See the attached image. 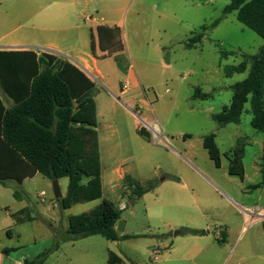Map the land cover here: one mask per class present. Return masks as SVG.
<instances>
[{"label":"rangeland","instance_id":"rangeland-1","mask_svg":"<svg viewBox=\"0 0 264 264\" xmlns=\"http://www.w3.org/2000/svg\"><path fill=\"white\" fill-rule=\"evenodd\" d=\"M51 1L56 0H0V37L51 40L79 29L90 40L86 17L118 8L125 55L149 107L126 103L118 94L114 61H101L105 80L96 82L95 94L105 141L103 198L63 209L53 181L42 175L22 186L2 187L0 204L13 212L28 207L34 220L16 223L0 213V246L41 253L53 242L50 225L61 229L67 216L92 212L106 199L121 210L122 235L135 237H89L67 245L47 264H108L110 252L126 264H264V182L255 188L262 182L258 172L264 136L251 126L250 102L239 124L221 126L212 119L230 105L232 86L248 75L247 70L226 77L225 67L258 54L263 39L237 20V12L224 15L229 0H89V7L78 0L74 11L59 10ZM201 33L202 41L187 48L189 39ZM221 50L233 54L222 58ZM198 87L212 97L193 98ZM106 122L114 124L116 133L104 127ZM237 149L244 150L243 174L232 173ZM117 168L137 182L153 184V189L137 197L125 176L121 173L119 179L114 173ZM68 183L67 177L58 181L63 197ZM15 191L21 200L14 201ZM191 227L206 229L208 236L189 235ZM225 230L229 238L220 243L217 235L222 239ZM176 231L182 233L175 236Z\"/></svg>","mask_w":264,"mask_h":264},{"label":"trees","instance_id":"trees-1","mask_svg":"<svg viewBox=\"0 0 264 264\" xmlns=\"http://www.w3.org/2000/svg\"><path fill=\"white\" fill-rule=\"evenodd\" d=\"M224 15L237 12V20L255 32L264 41V0H229ZM219 24L213 22L210 28ZM97 43L91 35V52L96 58L113 57L116 62L130 66L125 55L121 27L100 25L96 28ZM204 35H193L187 48L200 43ZM97 48L103 53L97 55ZM233 53L221 50L222 58ZM238 65L224 69L226 77L245 73L247 77L232 86L229 106L212 115L221 126L239 124L246 103L250 102L251 126L264 136V45L256 55H245ZM0 85L14 101L12 109H5L0 100V184L33 178L40 173L45 178L69 179L66 196L58 200L63 209L75 204L103 198L102 164L99 150L97 105L93 97L95 84L80 69L69 62L57 61L50 54L37 56L33 51H0ZM212 93L196 88L193 98L208 100ZM140 134L150 139L145 129ZM243 149L235 150L232 173L243 174ZM260 172L264 182V138ZM129 188L137 197L153 189L151 183H140L125 176ZM14 197L21 200L15 191ZM17 222L31 221L28 209L21 212ZM121 210L104 199L89 214L69 218V228L63 241L101 236L108 241L128 240L135 236L120 235L117 224ZM188 234L205 236L207 231L188 229ZM220 243L226 242L222 232ZM59 241L24 264H45L58 249ZM108 264H126L117 254L110 252Z\"/></svg>","mask_w":264,"mask_h":264},{"label":"crops","instance_id":"crops-1","mask_svg":"<svg viewBox=\"0 0 264 264\" xmlns=\"http://www.w3.org/2000/svg\"><path fill=\"white\" fill-rule=\"evenodd\" d=\"M89 0H86V7H89L90 4L88 2ZM53 5H56L59 10L62 9H70V10H75L76 7H79L78 0H56V1H51ZM120 10L118 8H109L107 10H96V16L90 15L86 17V21L91 22L90 25V36L92 34L96 35V28L100 25H106V26H118L121 27L120 23ZM57 19L62 20L59 16ZM70 28V27H69ZM72 29V27L70 28ZM79 29H75L71 34L68 36H58L56 38H52L51 40H40V39H35L31 40L30 38L27 37H19L15 36L12 38H2L0 37V51H33L37 54V56H41L42 54H50L56 58L57 61H64V62H69L78 69H80L83 73L89 77L93 83L95 84V89H94V94L93 97L96 101L97 105V114H98V136H99V150H100V156H101V164H102V154H103V147H104V139L101 135V112L99 109L98 101H97V96L95 94L96 90V82L97 81H104L105 76L103 75L102 71L99 69V63L101 61H114L116 70L118 74L120 75V85H119V96H122L124 98V101L129 104H136L139 102H142V109H146L149 106L147 105L146 102H144L141 99V93H140V85L138 82V79L136 75L133 72V67L130 65L129 67L125 68L123 64L116 62L113 57H105V58H96L92 52H91V38L89 40L85 38L84 34L81 32H78ZM81 33V34H80ZM95 41L97 43V38L95 37ZM38 50V51H37ZM103 53L97 48V55L101 56ZM95 72V76H90L91 72ZM127 83L129 85V88L125 91H122L121 86ZM103 85V83H102ZM0 100L5 107V109L9 110L14 108L15 106V101L4 92L0 85ZM107 109V103H103V111ZM107 130H111L112 132L116 133L115 126L112 123L106 122L104 126ZM140 129V127L138 128ZM263 143V141H262ZM260 169V168H259ZM115 174L118 175L119 179L122 178V175H126L124 171H122L120 168H117L114 171ZM122 173V175H121ZM38 175H41L40 173H37L33 178H28L23 181L21 186L24 185V183L28 180L35 179ZM258 175H261V172L259 170ZM44 177V176H43ZM48 179V178H47ZM59 181V180H58ZM102 181H103V187H104V174H103V169H102ZM13 183H17L16 181H7L3 184H0V190L3 189L2 187H7V186H13ZM14 194V192H13ZM41 194L43 196H46L45 191H42ZM40 194V195H41ZM14 201H17L16 198H14ZM41 201L44 203L46 200L41 199ZM97 207V206H96ZM95 207V208H96ZM94 208V209H95ZM121 208H124L122 206ZM25 209H28V207H21L18 211L13 212L12 209H10L9 205H1L0 204V213H4L8 216L11 217L16 223H17V216L21 214V212ZM30 211V210H29ZM91 211L82 213V214H89ZM31 214V213H30ZM80 215V214H79ZM74 215H69L67 216L68 219L65 220L64 225H61V229L55 228L52 225H50L51 230H52V235L51 238L53 240L52 245L56 241H59V247L56 251H54L45 264L50 260L52 257H58V253L62 251L64 247H67V245H73L77 241H63V237L66 236V232L69 228V218ZM32 217V215H31ZM63 220V217L61 214L57 215V218ZM56 219V218H55ZM53 219V220H55ZM34 218L32 217L31 221H26V222H32ZM52 220V219H51ZM19 223V222H18ZM24 223V222H23ZM65 226V228H64ZM9 228V227H8ZM125 228V225H124ZM188 229H197V230H205L206 229H200V228H195L191 227ZM229 231V230H228ZM227 230L224 232L226 233V241L229 238V233ZM209 232V231H208ZM182 232H180L181 234ZM8 234L10 232L8 231ZM122 235L123 233H119ZM190 235V234H189ZM13 236V234H12ZM19 236V235H17ZM194 236V235H192ZM205 236H194V237H207ZM93 237V236H92ZM217 239H219V236L217 235ZM89 238V237H88ZM86 239V238H84ZM48 247V248H50ZM47 248V249H48ZM22 247H6V246H0V264H24L25 260H32L34 259L38 254H40V251H32V250H20ZM46 250V249H45ZM44 250V251H45ZM156 252V251H155ZM119 256V255H118ZM120 258L123 259V257L119 256ZM124 260V259H123ZM66 264H72V261L70 263Z\"/></svg>","mask_w":264,"mask_h":264},{"label":"water","instance_id":"water-1","mask_svg":"<svg viewBox=\"0 0 264 264\" xmlns=\"http://www.w3.org/2000/svg\"><path fill=\"white\" fill-rule=\"evenodd\" d=\"M53 190H54V196L55 199L60 200L62 199V194L59 188L58 180H53ZM134 200H131V203H133ZM124 222L120 220L117 224L116 230L118 233H122L124 231ZM180 231L175 232V236L179 235Z\"/></svg>","mask_w":264,"mask_h":264},{"label":"built area","instance_id":"built-area-1","mask_svg":"<svg viewBox=\"0 0 264 264\" xmlns=\"http://www.w3.org/2000/svg\"><path fill=\"white\" fill-rule=\"evenodd\" d=\"M128 88H129V85H128L127 83H124V84L122 85V91H125V90H127ZM156 253H157V252H154L155 255H156ZM154 259L157 260L158 257L155 256Z\"/></svg>","mask_w":264,"mask_h":264}]
</instances>
